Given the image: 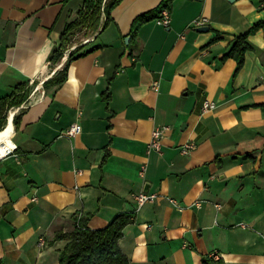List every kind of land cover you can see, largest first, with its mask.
<instances>
[{"label":"crops","instance_id":"crops-1","mask_svg":"<svg viewBox=\"0 0 264 264\" xmlns=\"http://www.w3.org/2000/svg\"><path fill=\"white\" fill-rule=\"evenodd\" d=\"M163 2L123 0L98 36L77 34L64 57L90 40L88 53L45 89L68 59L51 60L84 0H0V99L30 82L0 136L11 133L15 149L0 163L4 264H62L68 241L56 236L77 217L100 229L121 213L135 215L120 240L130 264H264V31L249 37L238 73L227 56L264 20V4L173 0L170 27H134ZM203 17L207 32L193 25ZM207 100L217 108L204 112ZM75 123L81 133L66 136ZM164 126L162 152L148 154ZM141 192L157 198L139 209Z\"/></svg>","mask_w":264,"mask_h":264},{"label":"trees","instance_id":"trees-1","mask_svg":"<svg viewBox=\"0 0 264 264\" xmlns=\"http://www.w3.org/2000/svg\"><path fill=\"white\" fill-rule=\"evenodd\" d=\"M123 0H84V8L80 12V17L68 24L63 32L59 47L52 56V61L58 63L65 56L70 45L75 41L77 34L85 32L86 35L97 33L98 36L112 22V11ZM173 0L164 2L154 11L140 16L135 26L143 21L157 19L161 13L167 9L171 12ZM264 4V0H260ZM104 20L103 24L102 21ZM259 30L264 31V20L256 23L249 31L236 37L234 44L228 53V57L234 58L238 67V73L245 63L246 54L252 50L249 37ZM95 35V36H96ZM220 35H218V38ZM217 38V39H218ZM90 43L79 44L74 50L68 52V59L62 70L44 83L45 89L59 88L68 78L70 64L76 59L86 55L85 49ZM30 82L18 84L11 94L0 99V131L7 124L11 109L24 105L30 96ZM16 129L20 126V116L14 119ZM135 221V215L121 213L116 216L106 227L92 229L89 225L90 219L77 217L73 231L69 233H59L56 240L68 241L61 252L62 264H130V260L120 246V240L124 235V230ZM0 264H4L0 260Z\"/></svg>","mask_w":264,"mask_h":264},{"label":"built area","instance_id":"built-area-1","mask_svg":"<svg viewBox=\"0 0 264 264\" xmlns=\"http://www.w3.org/2000/svg\"><path fill=\"white\" fill-rule=\"evenodd\" d=\"M156 22L160 26L170 27L171 23H172L171 12L169 10L165 9L161 13V16L156 19ZM208 23H209V19L203 17V18H199V19L195 20L193 25L202 27V26L208 25ZM87 41H89V40H87ZM66 57H64V61L67 59ZM63 66H64V64L62 63L61 65H59L57 67L56 71L59 69H62ZM42 85H43V83H41V86ZM153 87L156 91H158L159 90V82H156ZM38 89H40V87H38ZM20 108L18 107V108H13L10 110L7 123H10V121L13 123V120L11 118H13V115H15L16 112H18L20 110ZM216 108H217V104L214 101L207 100L203 104V111L204 112H210V111L215 110ZM7 125L8 124H6L5 128L0 131V136L3 135L8 130ZM81 131H82L81 125L79 123H75L65 132V134L68 137H75V136L79 135L81 133ZM168 131H169V127H167V126L156 127L153 130L151 140L147 145V153L148 154H152L154 152H159V153L162 152L163 140H164V137ZM10 140H11V133L9 136H5L4 138L0 139V150H2L4 153L3 155H0V163L3 162L5 159H7L9 156L15 154V149L11 146ZM196 148H197V145L194 142L187 143L183 146L182 153L185 155H188L193 150H195ZM146 171H147V166L144 165L141 169V175L144 176ZM156 198H157L156 194L148 193V192H141L140 194H138L136 196L138 208L140 209L143 206H145L146 204H148L150 202H154L156 200ZM172 202L177 204V202L175 200H172ZM198 205L200 206L201 203H198ZM178 207L181 210H183V207H181V206H178Z\"/></svg>","mask_w":264,"mask_h":264},{"label":"water","instance_id":"water-1","mask_svg":"<svg viewBox=\"0 0 264 264\" xmlns=\"http://www.w3.org/2000/svg\"><path fill=\"white\" fill-rule=\"evenodd\" d=\"M209 27L208 26H202V27H200V28H198V31L199 32H207V31H209ZM97 36V35H96ZM90 42V40L89 41H87V42H83L84 44H87V43H89ZM82 43V44H83ZM76 47H73L71 50H74ZM68 55L69 54H67L66 56L68 57Z\"/></svg>","mask_w":264,"mask_h":264},{"label":"clouds","instance_id":"clouds-1","mask_svg":"<svg viewBox=\"0 0 264 264\" xmlns=\"http://www.w3.org/2000/svg\"><path fill=\"white\" fill-rule=\"evenodd\" d=\"M14 147V146H13ZM4 153H3V151L2 150H0V155H3Z\"/></svg>","mask_w":264,"mask_h":264},{"label":"bare ground","instance_id":"bare-ground-1","mask_svg":"<svg viewBox=\"0 0 264 264\" xmlns=\"http://www.w3.org/2000/svg\"><path fill=\"white\" fill-rule=\"evenodd\" d=\"M7 135V134H6Z\"/></svg>","mask_w":264,"mask_h":264}]
</instances>
